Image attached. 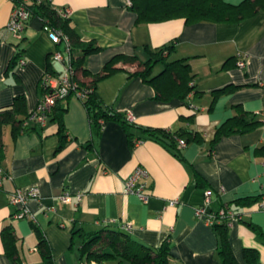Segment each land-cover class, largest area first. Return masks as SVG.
I'll use <instances>...</instances> for the list:
<instances>
[{"label": "crops", "instance_id": "1", "mask_svg": "<svg viewBox=\"0 0 264 264\" xmlns=\"http://www.w3.org/2000/svg\"><path fill=\"white\" fill-rule=\"evenodd\" d=\"M50 3L54 8L68 7L76 34L101 47L86 58L90 72L99 71L116 54H135L143 61L148 47L173 43L168 59H185L198 92L192 91L184 101L158 99L153 86L129 75L134 64L117 61L121 68L99 79L95 92L109 112L133 114L131 137L118 120L109 119L101 127L93 123L82 100L74 95L57 104L66 108L62 140L50 116L44 126L29 121L26 129L15 133L10 123L2 124L0 264H46L33 225L45 237L52 264H79L84 258L81 237L72 231L92 233L102 228L122 230L150 248L168 237L173 264H221L216 229L194 214L206 188L212 191L210 209L227 204L235 215L227 238L237 261L264 264V124L211 141L215 129L238 110H264V7L239 21L186 23L180 17L136 22L127 0ZM11 8V0H0V30ZM19 48L25 59L22 65L11 63ZM62 48V42L49 39L37 15L30 17L21 38L0 35V109L23 96L25 111H30L40 98L45 69L63 70V64L51 56ZM238 53L246 54L244 68L236 64ZM82 80L87 82L89 77ZM221 88L223 92L218 91ZM143 127L171 131L190 127L202 138L185 142L175 154L159 141L143 139ZM137 139L141 140L134 144ZM137 165L148 171L146 202L124 190L125 179ZM29 186L40 192L39 199L28 201L32 218H16L9 192ZM64 191L71 195L69 202L59 199ZM171 199L176 202L171 204ZM7 225L15 233L16 259L4 251L1 230ZM245 248L257 251L256 262H245ZM99 264L121 263L108 258Z\"/></svg>", "mask_w": 264, "mask_h": 264}, {"label": "trees", "instance_id": "2", "mask_svg": "<svg viewBox=\"0 0 264 264\" xmlns=\"http://www.w3.org/2000/svg\"><path fill=\"white\" fill-rule=\"evenodd\" d=\"M131 9L136 13V22H157L168 20L175 17L183 18L186 23L198 21H239L241 18L250 15L258 7H264V0H242L239 3H229L224 0H131ZM27 8L32 15L41 18L43 24L52 28H58L69 38L70 63L74 70V80L84 96L78 97L85 105L92 122L98 126H103L109 119L118 120L125 126L127 135L131 137L130 122L124 115L109 112L99 101L95 92L96 82L108 75L112 71L121 68L116 65L117 61L125 64H134L135 69L129 72V75L139 76L143 81L153 86L155 97L161 100H170L178 98L185 100L188 94L195 90L192 79L193 74L184 58L168 59V54L174 49L173 43H167L160 47L148 50V57L141 61L135 54H116L107 60L99 71L90 72L86 66V58L89 54L97 52L101 47L92 40L81 39L69 23L68 17L60 15L56 9L46 0H29ZM20 48L17 49L14 59L11 63H16L20 57ZM160 63L162 68L154 73L155 66ZM51 73L49 67L45 69ZM89 77L87 82L83 77ZM40 96L43 92L39 84ZM223 92L224 88L218 90ZM72 95V92L63 99ZM60 99L53 106L48 116L58 124V131L61 140L64 137V124L62 115L66 111L65 107L57 104L63 100ZM25 100L23 96H16L14 101L0 109V136L1 125L10 123L13 133L17 129L24 130L22 121L28 115L25 111ZM22 115V118H18ZM261 118V119H260ZM103 120L100 124L99 120ZM264 124V117L257 112H248L238 110L236 114L224 120L214 132L212 142L218 141L223 136L234 133L248 132L257 125ZM144 138L159 141L166 148L178 154L177 138H182L185 142L191 140H200L202 135L190 127H180L171 131L165 128L143 127ZM248 199V198H244ZM223 206H227L224 204ZM218 234L217 254L221 264H240L235 258L227 238L228 225L223 219L219 223L212 225ZM253 226V225H251ZM38 236L37 247L45 260L46 264H52V257L49 246L40 229L33 225ZM81 237L80 254L86 260H95L101 262L108 258H116L121 264H173L171 258V242L167 237L157 248L146 247L133 241L127 233L122 230L102 228L92 233H83L80 229L72 231ZM1 238L5 253L11 258H17V248L15 233L11 226H4L1 230ZM245 262L254 263L257 261V251L253 248L243 250ZM82 259V258H81Z\"/></svg>", "mask_w": 264, "mask_h": 264}, {"label": "built area", "instance_id": "3", "mask_svg": "<svg viewBox=\"0 0 264 264\" xmlns=\"http://www.w3.org/2000/svg\"><path fill=\"white\" fill-rule=\"evenodd\" d=\"M29 0H11L12 8L10 11L9 19L4 27L0 30V35L4 33H9L17 38L23 36L26 25L32 16L30 10L27 8V2ZM41 1V0H36ZM50 2V0H46ZM127 4H131V0H127ZM56 11L64 16L68 17L70 14V9L68 7H59L55 8ZM44 31L47 32L49 38L54 43H63L62 49H55L52 52V58L61 62L63 64V70L58 73H51L49 71H44L40 84L43 88V92L36 103V105L28 111V115L22 121V126L26 127L29 121H35L37 124L44 126L46 119L51 112L53 106L60 99H63L65 96L72 92V95L77 97H83L84 92L77 85V82L74 80V70L70 63V50H69V38L58 28H52L47 24H43ZM236 64L239 68L245 67V58L246 54L238 53ZM25 59L20 56L17 58L18 65L24 64ZM264 117V110L257 111ZM125 118L128 122L134 120V116L130 111L125 113ZM99 123L102 124L103 120H99ZM141 139H137L135 143L139 142ZM177 146L181 147L185 145V140L182 138H177ZM148 177V171L145 167L137 165L131 174L124 181V190L126 192H132L137 197L146 202L149 196L148 187L145 179ZM3 174L0 169V187L2 182ZM220 190H223L220 187ZM211 189L206 188L203 192V201L194 208V214L196 217L203 219L209 225L221 222L223 219L226 224L229 226L231 219L234 218V213L227 207L221 206L217 210H212L209 208V202L211 197ZM40 192L36 186L15 188L9 192V201L15 207L13 216L16 218H32L30 212L28 201L30 199H39ZM76 197L80 199L81 193L77 192ZM59 199L62 202H69L71 195L68 192H62L59 195ZM171 204L176 202V199H171L169 201ZM129 225H127V228ZM79 264H99L95 260H86L85 258L80 259Z\"/></svg>", "mask_w": 264, "mask_h": 264}, {"label": "rangeland", "instance_id": "4", "mask_svg": "<svg viewBox=\"0 0 264 264\" xmlns=\"http://www.w3.org/2000/svg\"><path fill=\"white\" fill-rule=\"evenodd\" d=\"M48 35V34H47ZM49 37V36H48ZM50 39V38H49ZM51 40V39H50ZM160 70V63H158L155 68H154V72H157Z\"/></svg>", "mask_w": 264, "mask_h": 264}]
</instances>
